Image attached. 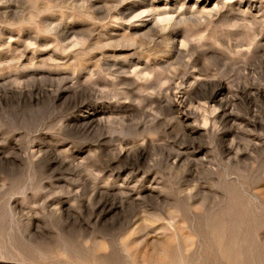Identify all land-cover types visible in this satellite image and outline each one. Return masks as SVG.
<instances>
[{"label": "rangeland", "instance_id": "rangeland-1", "mask_svg": "<svg viewBox=\"0 0 264 264\" xmlns=\"http://www.w3.org/2000/svg\"><path fill=\"white\" fill-rule=\"evenodd\" d=\"M0 264H264V0H0Z\"/></svg>", "mask_w": 264, "mask_h": 264}, {"label": "bare ground", "instance_id": "bare-ground-1", "mask_svg": "<svg viewBox=\"0 0 264 264\" xmlns=\"http://www.w3.org/2000/svg\"><path fill=\"white\" fill-rule=\"evenodd\" d=\"M207 1V0H206ZM248 1H250V0H248ZM134 2V1H133ZM182 4H184V3H182ZM197 4V3H196ZM203 4V3H202ZM219 4V3H218ZM247 4V3H246ZM146 5V4H145ZM149 5V4H148ZM152 5V4H151ZM181 5V4H180ZM251 5V4H250ZM135 7H136V4L135 3H133L132 5H131V7L130 8H128V10L130 11V12H134V10H135ZM139 9V8H138ZM130 12H128V13H130ZM131 14V13H130ZM119 15V14H118ZM139 16H142V15H139L138 14V16L136 15V18H138ZM193 17H194V15H193ZM135 18V16L133 17V19ZM140 18V17H139ZM195 18V17H194ZM169 20H171V24L170 23H168V24H170V28H171V31H176L177 30V28L178 27H180L181 25H183V24H185V23H188V22H190V21H192L193 20V18L192 17H189V16H186L185 14H182V15H178V16H176L175 18H173V16L171 17V18H169V17H167V19L165 18V19H161L160 21H169ZM157 22L158 21H155L154 22V25H150L149 23H147L145 26H147L150 30H155L156 28V26H158V25H156L157 24ZM199 23V22H198ZM152 24V23H151ZM167 24V25H168ZM195 24H196V22H195ZM156 25V26H155ZM260 25H262V23L260 24ZM153 28H155V29H153ZM168 28V27H167ZM169 29V28H168ZM189 29V31H191V29L190 28H188ZM156 31H158V30H156ZM164 31V30H163ZM169 31V30H168ZM68 34V33H67ZM160 34V33H159ZM65 37H67V36H65ZM185 40V39H184ZM256 40V39H255ZM171 43H173V42H171ZM184 42H182V44H183ZM187 44H188V42H186ZM132 45V44H131ZM186 45V44H185ZM178 48V47H177ZM180 51V50H179ZM176 52V51H175ZM173 55V54H172ZM171 55V56H172ZM133 65V64H132ZM134 66V65H133ZM145 66V65H144ZM137 67V66H136ZM156 69V68H155ZM154 69V70H155ZM141 70V69H140ZM146 70V69H145ZM142 71V70H141ZM156 71V70H155ZM157 71H161V70H157ZM137 72V71H136ZM142 72H144V70L142 71ZM149 72V71H148ZM152 72H153V70H152ZM134 73V72H133ZM148 77V76H147ZM160 78V77H159ZM139 79V78H138ZM133 80V79H132ZM158 80V79H157ZM160 80V79H159ZM134 81H136V80H134ZM179 81V80H178ZM134 83V82H133ZM138 83V82H137ZM136 84V83H135ZM155 86V85H154ZM178 86V85H177ZM175 87V86H174ZM220 92L221 91H218L214 96H213V98H216L219 94H220ZM101 112V111H100ZM99 113V112H98ZM184 113V112H183ZM97 114V113H96ZM91 115V114H90ZM197 115V114H196ZM198 116V115H197ZM228 118V117H227ZM224 119V118H223ZM94 120H92V122H93ZM97 121V120H96ZM99 122V121H98ZM102 122V121H101ZM153 182V181H152Z\"/></svg>", "mask_w": 264, "mask_h": 264}]
</instances>
